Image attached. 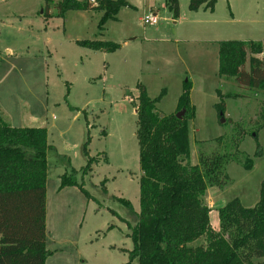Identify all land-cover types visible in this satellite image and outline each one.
Returning <instances> with one entry per match:
<instances>
[{"label": "rangeland", "instance_id": "obj_1", "mask_svg": "<svg viewBox=\"0 0 264 264\" xmlns=\"http://www.w3.org/2000/svg\"><path fill=\"white\" fill-rule=\"evenodd\" d=\"M60 0H0V118L15 127H44L53 147L46 154L45 264H123L132 242L127 221L135 218L117 198L139 211L137 132L138 87L149 97L160 93V115L174 113L182 82L191 83L193 116L187 120L188 162L209 151L233 126L246 131L238 149L252 158L249 169L229 162L230 182L205 194L210 221L216 206L237 197L256 203L264 178V125L257 130L264 88L238 86L220 79L217 42L250 40L264 46V0H215L213 9L190 10L178 0L174 18L166 0H126L115 19L100 28V12L69 10L58 16ZM155 14L158 22L144 24ZM117 43L113 51L76 42ZM264 57V51L257 54ZM249 57L245 68L249 69ZM224 113L218 116L216 94ZM224 118L221 122L220 118ZM88 140L86 164L82 145ZM75 170L77 186L59 188L60 176Z\"/></svg>", "mask_w": 264, "mask_h": 264}, {"label": "trees", "instance_id": "obj_2", "mask_svg": "<svg viewBox=\"0 0 264 264\" xmlns=\"http://www.w3.org/2000/svg\"><path fill=\"white\" fill-rule=\"evenodd\" d=\"M52 0H45L48 5ZM215 0H189L188 8L213 9ZM126 0H60L55 3L58 16L69 10H94L101 13L99 27L115 19ZM174 18L178 17V0H166ZM90 49L113 51L117 43L101 40H79ZM218 77L232 78L242 88H264V51L260 42L224 40L217 42ZM249 57L250 67L245 68ZM191 83L182 82L174 113L160 115L156 108L158 95L151 98L143 86L138 87L137 132L139 176V211L125 198H117L134 215L127 221L131 249L123 264H264V178L260 182L256 203L250 207L234 197L217 208L218 227L210 223V207L204 196L210 187L230 182L226 166L240 162L249 169L252 158L238 149L250 130L233 126L230 136L213 140L209 151H199L197 162H188L190 148L187 120L193 116L190 101ZM215 104L218 116L224 113L222 93ZM182 110L183 115L176 117ZM264 125V104L258 115L257 130ZM88 140L82 145L86 164L91 168L95 158L89 155ZM44 127H15L0 118V264H45L51 253L45 245V179L48 149ZM77 186L90 197L71 174L60 176L59 188Z\"/></svg>", "mask_w": 264, "mask_h": 264}, {"label": "built area", "instance_id": "obj_3", "mask_svg": "<svg viewBox=\"0 0 264 264\" xmlns=\"http://www.w3.org/2000/svg\"><path fill=\"white\" fill-rule=\"evenodd\" d=\"M142 22L148 25H154L158 22V18L155 14H149L142 18Z\"/></svg>", "mask_w": 264, "mask_h": 264}, {"label": "crops", "instance_id": "obj_4", "mask_svg": "<svg viewBox=\"0 0 264 264\" xmlns=\"http://www.w3.org/2000/svg\"><path fill=\"white\" fill-rule=\"evenodd\" d=\"M200 8H202V7H200ZM3 120H4V118H3ZM209 189H212V187L208 188L207 190H209ZM207 190H206V192H207ZM204 198H205V196H204ZM223 204L224 203H222L221 205H223ZM221 205H219V206H221ZM208 206L210 207V210L213 209L211 205L208 204ZM219 206H216V208H214V209H217ZM209 214H210V211H209ZM209 217H210V215H209ZM210 223H211L212 227L215 229L218 227V224H219V222L216 223V221H210Z\"/></svg>", "mask_w": 264, "mask_h": 264}, {"label": "water", "instance_id": "obj_5", "mask_svg": "<svg viewBox=\"0 0 264 264\" xmlns=\"http://www.w3.org/2000/svg\"><path fill=\"white\" fill-rule=\"evenodd\" d=\"M182 115H183V111L182 110L176 112V117L177 118H180ZM220 121L223 122L224 121V118L221 117L220 118Z\"/></svg>", "mask_w": 264, "mask_h": 264}]
</instances>
